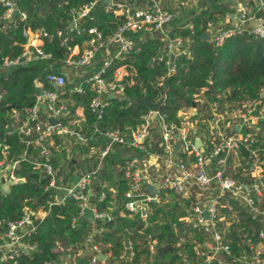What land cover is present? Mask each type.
<instances>
[{"label":"trees","instance_id":"1","mask_svg":"<svg viewBox=\"0 0 264 264\" xmlns=\"http://www.w3.org/2000/svg\"><path fill=\"white\" fill-rule=\"evenodd\" d=\"M13 1L18 13L8 20L3 19L4 7L0 4V137H5L10 145V155L7 159H19L15 174L23 180L11 183L7 190L0 192V218L19 219L25 209L47 212L26 239L35 244L36 248L29 254L20 256L16 264H44L46 261H56L59 264H91V252L85 244L90 235L101 251H110L116 256L124 250L125 240H129L135 252L130 262L132 264H141V261H145V264H180L176 254V242L178 235L186 231L183 222L179 220L185 213L182 206L176 202H150L146 216H128L124 206L127 200L124 193L129 187V181L124 178L121 167L131 157L141 158L145 154L138 152L126 141L112 145L110 151L102 158L101 168L93 182L90 204L98 211L109 212L113 216L111 220L94 222L80 217L77 224L73 225L72 219L78 216L80 207L79 202L71 197L59 204L53 218L49 217L50 203L62 195L58 194L62 191L61 187L71 184L74 169L65 156L54 155V145L58 142L54 136L55 142L49 145L50 156L47 161L54 168L59 166V160L63 157L70 171L65 174L60 172L58 175L62 174V179L55 175L57 185L47 187L50 178L37 166V162L45 158L39 155V147L26 143L30 138L20 134L18 127L24 122L27 109L33 105L40 92L36 83H42L46 90H55L46 81L45 76L49 72L59 73L62 70L68 53L67 47L78 45L82 52L90 37L87 32L89 27L96 26L104 37H108L113 34L119 22L114 14L105 10L106 4L103 0H100L87 16L77 21V27L73 31L69 30L72 11L87 0ZM204 1H209V6L204 7ZM199 3L203 6L199 11H181L179 18L173 17L167 39L143 32L127 34L134 44L133 50L126 53L122 59L112 57L103 76L110 77L114 70L123 65L131 75L126 77L123 94L107 99L108 103L101 118H96L88 109L94 90L86 79L102 68L104 60L94 59L93 63L86 66L89 68L88 77H82L67 84L64 89H58L60 97L67 100L69 110L68 114L61 118V122L87 139L86 145L78 146L81 151L87 153L83 160L75 159L80 167L88 161L89 170L95 167L98 158L91 151L105 147L103 131L120 130L128 133L129 127L142 123L141 117L149 112V109L136 102V99L146 97L150 102H157L164 95L158 112L164 114L168 121L177 124L180 123L178 111L194 106L197 114L192 116L193 119L203 114V117L197 119V125L201 127L211 118L212 111L204 113L205 109H209V103L213 104L215 111L221 112L247 98H257L264 102V97L261 96L264 89V37L242 32L227 37L220 46L212 47L209 40L202 38L207 22L223 19L228 10L223 6L219 8L216 0H200ZM20 12L25 13L24 19H21ZM256 15L264 16V9L257 11ZM189 16L184 23H179ZM189 23L192 27L188 26ZM39 29L46 33L40 37L41 48L45 53H49L50 57H33L29 61L3 67L5 58L14 59L23 51L28 37L25 33ZM177 37L188 41L187 53H168L166 43ZM64 39L66 44H63ZM159 47L164 50L160 51ZM159 52L162 56L156 57ZM168 60H171L175 67L172 73L168 72ZM79 86L81 92L77 91ZM202 89L205 100L199 103L196 96ZM212 94L218 97L215 101H212ZM216 101L218 107L214 106ZM76 107L83 110L84 123L81 126L70 124L74 119L72 112ZM13 112L18 113L17 118L11 117ZM96 127L99 131H95ZM8 131L12 132L7 134ZM242 132L245 130L242 129ZM257 145L262 146L260 143ZM240 154L247 155L248 152L242 149ZM114 177L116 181L113 180ZM104 182L108 183V188L102 187ZM101 191H105L102 200L99 197ZM240 226L243 227L242 231H246L253 239H256L257 232L263 228L262 222L252 220L246 215L241 219ZM175 227L178 231H175ZM98 228L103 230L95 232ZM196 236L200 237L199 234ZM227 237L233 253L239 254L244 246L233 227ZM148 243L154 244L153 260ZM187 248L191 253L190 246Z\"/></svg>","mask_w":264,"mask_h":264},{"label":"built area","instance_id":"2","mask_svg":"<svg viewBox=\"0 0 264 264\" xmlns=\"http://www.w3.org/2000/svg\"><path fill=\"white\" fill-rule=\"evenodd\" d=\"M169 1L174 2L179 9L187 5L186 0ZM221 1L235 7L239 6L240 0ZM255 1V11L263 10L264 0ZM99 2L100 0H87L74 9L69 30L73 31L77 27V21L87 16ZM103 2L106 4L105 10L114 14L119 22L115 31L111 36L104 37L96 26L89 27L87 32L90 37L82 52L74 54L75 46L67 47L65 59V64L70 66H88L94 62L99 51L115 46V53L103 61L102 68L86 79L94 90L88 109L98 119L103 114L110 94L112 97H120L124 92L126 77L131 75L123 65L114 70L110 77L103 76L112 57L122 59L133 50L134 44L127 34H161L163 39H167L174 17L172 12L163 7L161 0H148L145 6H134L125 0ZM0 4L4 7L3 19H10L14 10L18 13L13 0H0ZM229 16L226 15L227 20L230 19ZM20 17L24 19L25 13L20 12ZM188 26L192 27L190 23ZM205 32L214 48L220 46L227 37L242 32L264 37V16L239 9L235 24L208 21ZM25 34L28 37L21 54L14 59L5 58L3 67L17 65L33 57H50L49 53L42 50L41 45L34 43L32 39L28 41L30 35L39 39L46 35L42 29L27 31ZM182 42L183 39L178 37L168 40V53L174 55L173 49L181 46ZM63 44H66V39ZM158 49L164 50L162 47ZM180 53L183 54L184 51ZM167 64L168 72H174L171 60ZM45 79L56 90H46L42 83H36L40 92L33 105L27 109L18 132L30 138L26 140L27 144L39 147V155L45 160L37 162V166L50 178L47 187H52L58 183L54 168L47 161L53 137L65 133L85 139L78 131L61 122V118L69 112L67 102L60 98L58 92L66 83L64 74L49 72ZM77 91L81 92L80 86ZM1 97L0 91V99ZM17 116V112L11 114L12 118ZM141 118L142 123L129 127L128 133L120 130L103 131L105 140L109 138L110 143H106L104 148L92 149L98 158L95 167L78 175L76 184L61 187L62 195L51 202L50 206L59 205L67 197H71L79 202L80 207L78 216L72 219L73 225L77 224L87 207L91 208L93 218L98 221L111 220L113 216L109 212L98 211L90 204L93 182L101 168L102 158L112 145L128 142L129 138L128 143L145 155L141 158L133 156L121 167L124 178L129 181V187L124 193L127 198L124 206L128 216H146L150 202H176L185 212L179 220L183 222L186 231L178 235L176 242L180 264H264V102L257 98H247L229 109L213 112L208 122L204 123L207 132L202 138L194 126L196 122L182 116L178 124L168 121L158 110H149ZM50 119H56L57 123H51ZM236 125L240 129L236 130ZM95 131H99L97 127ZM11 132L8 131L7 134ZM196 138L200 139V144L195 143ZM242 149L248 154H240ZM9 155L10 145L5 137H0V192L7 190L11 183L23 180L15 174L19 159H7ZM149 186L153 187L152 191ZM102 187L108 188V183H102ZM99 197L102 200L105 191H101ZM46 214L43 210L34 212L25 209L19 219L0 218V264H16L20 256L27 255L36 248L35 244L26 239L34 231L36 216H40L41 220ZM244 215L262 222L263 228L257 232L256 239L242 231L240 224ZM231 227L236 230L244 246L239 254L233 253L227 237ZM102 230L103 228H98L95 232ZM175 231H178L176 227ZM198 234L200 237L196 236ZM85 244L91 252V264H132L130 262L135 255L129 240H125L124 250L117 256L110 251H101L91 235ZM186 245L190 246L191 253ZM148 250L155 255L153 243H148ZM44 264L59 263L46 261ZM141 264H145V261H141Z\"/></svg>","mask_w":264,"mask_h":264},{"label":"crops","instance_id":"3","mask_svg":"<svg viewBox=\"0 0 264 264\" xmlns=\"http://www.w3.org/2000/svg\"><path fill=\"white\" fill-rule=\"evenodd\" d=\"M125 1H129L134 6H145L148 3V0H125ZM199 2H200V0H196L194 2V4H191L190 1H189V2H187V5H186V7H184V9H179L174 2H171L169 0H161V3L163 5V7H165L167 10L172 12L174 17H176V18H177V16L179 18V14H180L181 11H190L192 9H196L197 11H199L200 8H203V6H201ZM203 3H204L203 4L204 7L205 6H209V4H210L209 1H204ZM216 3L218 4L219 8H221L223 6V8L228 10V11H226L223 19L219 20V21H223L225 23L235 24L237 22V12L239 11V9L246 10L248 13H255L256 14V11H255L256 1L255 0H240L239 1V6H235V7L232 6L231 4H227L225 1H221V0H216ZM219 8H218V10H219ZM226 15H230L229 16L230 19L227 20ZM189 18H190V16L186 17V19H182L179 23H184ZM203 34H207V33L203 32ZM156 35H160L161 36V34H156ZM31 39L33 40L34 43H36L38 45L42 44V40L39 39V38H36V37L32 36ZM207 40H209L208 37H207ZM85 45H86V43H85ZM182 51H184L183 54L188 52V41H183L181 46H177V47H175L173 49V53L174 54H179ZM77 52L78 53L80 52V48H79L78 45H75L74 54L77 53ZM98 53L96 54L95 59L98 58L100 60H105L106 58L112 56L115 53V46H110V48H108L107 50H101ZM59 73L64 74L65 78H67L65 85L63 87H61V89H64L65 86L67 84L72 83V81L74 82L76 80L82 79V77H88L89 68L86 67V66H70L68 64H65V61H64L62 70ZM263 94H264V89L262 91L261 96ZM217 98L218 97H216V96H214L212 94V101H215V99H217ZM61 99L67 102L66 99H63V98H61ZM204 100H205L204 89H202L200 91V93L196 96V101H198L199 103H202ZM212 105H213L212 103H209V105L207 107L209 109H205L204 113H207L208 110L212 111V113L213 112H219L218 110L215 111L216 109L214 110ZM214 106L218 107V102L217 101L215 102ZM44 111L45 110L42 109V113H44ZM196 114H197V109L194 106L187 107V108H184V109H180L178 111V115L179 116H182V117H184L186 119H190L193 122H196V124L194 126L197 128V130L199 132V135L202 138L203 135H205V133L207 132V129L205 128L206 125L205 126L202 125V127L197 125V121H198L197 119L200 118V117H203V114L198 116L197 119L196 118L193 119L192 116L196 115ZM72 116H73L74 119L70 122L71 125H75V126L83 125V123H84V115H83V110L80 107H76L73 110ZM65 125H67V124H65ZM235 129L238 130L240 128H239L238 125H236ZM84 139L85 140H81L75 135H69V134H65V133H60L59 135H56V141H58V142H56L57 145H54L55 146L54 155H56L57 157H60V156L63 155V156H65V159L68 162H71V165H72L71 167L74 169L72 171L73 180H72L71 184H73V181H74L75 177H78V175H80L81 173L89 170V168H90L89 161L87 163L85 162L84 166H82V167H80L79 163L75 162V159L80 161V160H83L84 158H86V156H87V153L85 151H81L80 148L78 147V146H82V144H85V145L87 144V139L85 137H84ZM196 139H199V138H196ZM54 142H55V140L53 139L52 140V145L54 144ZM105 142H106V140H105ZM199 144H200V141H199ZM91 149H90V151H91ZM88 157H89V154H88ZM152 161L153 160H150V162H152ZM54 168H55L54 169L55 175L58 176V178H61V179L64 176L62 174H60V176H59L58 174L60 172H63V174H65L68 171H70V169L67 168V162L64 160L63 157H61V159L59 160V166L58 167H54ZM113 180L116 181V177H114ZM60 193H63V192L62 191L58 192V194H60ZM60 196L61 195H59V197Z\"/></svg>","mask_w":264,"mask_h":264},{"label":"water","instance_id":"4","mask_svg":"<svg viewBox=\"0 0 264 264\" xmlns=\"http://www.w3.org/2000/svg\"><path fill=\"white\" fill-rule=\"evenodd\" d=\"M105 1H106V2H109L110 0H105ZM15 14H16V10H14V12H13V15H15ZM207 37H208L207 34H203V35H202V38L207 39ZM31 38H32V35L29 36L28 41H30ZM156 57H161V53H158V54L156 55ZM263 96H264V94L262 95V97H263ZM109 97H112V94H110ZM164 98H165V96L163 95V96H162L157 102H150L146 97H143V98H140V99H136L135 101L138 102V103H142V104H144L145 106L148 107V109H149L150 111H157L158 108H159V106H160V105L162 104V102L164 101ZM49 121H50L51 123H53V124L57 123V120H56V119H50ZM127 141L130 142V139L128 138ZM199 141H200L199 139H196V140H195V143H196V144H199ZM106 142H107V143H110V139H109V138H106ZM78 179H79V177H75V179H74V181H73V184H76V182L78 181ZM148 188H149L150 191H152V189H153L152 186H149ZM58 208H59V205H58V204H53V205L51 206V211H50V214H49V217H50V218H53V217H54V215H55V213H56V211H57ZM82 217H83L84 219H90V220H93L94 222H98V219L93 218L92 210H91V208H89V207L85 208ZM39 221H40V216H36V219H35V223H34V224L37 225V224L39 223ZM154 256H155V255L153 254L152 257H151V260L154 259Z\"/></svg>","mask_w":264,"mask_h":264},{"label":"rangeland","instance_id":"5","mask_svg":"<svg viewBox=\"0 0 264 264\" xmlns=\"http://www.w3.org/2000/svg\"><path fill=\"white\" fill-rule=\"evenodd\" d=\"M189 1H190L191 4H194V2H195L196 0H186V2H189Z\"/></svg>","mask_w":264,"mask_h":264}]
</instances>
